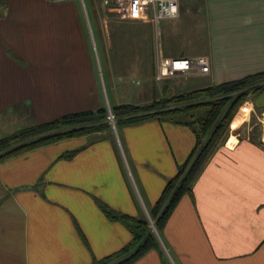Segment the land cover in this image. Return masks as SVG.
Wrapping results in <instances>:
<instances>
[{"label":"crops","instance_id":"1","mask_svg":"<svg viewBox=\"0 0 264 264\" xmlns=\"http://www.w3.org/2000/svg\"><path fill=\"white\" fill-rule=\"evenodd\" d=\"M178 5L202 10L200 53L164 48V55L166 37L176 48L178 16L129 18L118 0H0V115L23 101L30 114L21 119L33 125L102 106L93 21L107 67L116 51V64L130 74L155 75L157 58L180 56L208 58L205 86L264 71V0ZM94 95V104L84 102ZM133 98L148 100L143 90ZM240 125L205 163L192 195L178 201L160 248L131 264H264V146ZM103 133L0 162V264H91L119 251L131 233L99 205L150 212L195 145L190 128L158 119Z\"/></svg>","mask_w":264,"mask_h":264},{"label":"trees","instance_id":"2","mask_svg":"<svg viewBox=\"0 0 264 264\" xmlns=\"http://www.w3.org/2000/svg\"><path fill=\"white\" fill-rule=\"evenodd\" d=\"M263 90L264 71L218 84L212 83L177 95L162 96L147 104L124 103L110 107L116 126L158 119L187 126L194 133L192 152L177 173L167 180L160 198L148 212L159 233L180 198L184 194L192 195V185L203 166L227 140L229 125L238 108L248 95ZM107 116L106 107L100 106L94 111L69 113L17 130L0 138V162L63 139L96 134L99 129L108 127ZM252 132H249V137L264 146L262 141L254 138ZM73 153L63 157H70ZM99 207L108 219L121 222L129 230L131 240L119 251L102 259H93L91 264H131L149 250L160 248L145 215L123 214L102 204Z\"/></svg>","mask_w":264,"mask_h":264},{"label":"rangeland","instance_id":"3","mask_svg":"<svg viewBox=\"0 0 264 264\" xmlns=\"http://www.w3.org/2000/svg\"><path fill=\"white\" fill-rule=\"evenodd\" d=\"M202 14V10L195 7L179 9V15L177 18L178 20L175 21L176 23L174 24V30L177 32V35H174L175 37L173 36V42L176 44V48H174V46L173 48H171L172 44L169 41L170 39L169 37H166L164 40V46H162L164 55H166V52H164L165 49L172 51L180 49L181 51L185 52V55L187 53H200L205 49L204 46L206 36L204 25H201L200 17ZM92 23L95 34V47L98 50L97 54L94 53L99 86V93L97 97L102 106H105L108 111H111L110 107H113L116 103H133L135 101L133 98V94H135L138 90L144 91L148 100L143 104H147L153 99H158L162 96L177 95L183 91H189L192 89L204 87L205 83H207L205 81L206 75L199 74H189L185 76L177 75L173 77L157 79L156 75L152 74V76L150 74L149 76H145V74L142 73L130 74L129 72H124L122 67L116 64L118 54L116 51L112 52V56L111 54H109L108 56V60L112 63L115 62V65L113 67H107V58L105 57V54L102 50L103 42L100 41L101 39L97 32L96 23L94 21ZM114 42L115 40H113V43ZM92 51L94 52L93 49ZM149 95H151V97H148ZM94 97L95 95L93 96V100L92 96H88L87 98L84 97V102L89 104L91 100V103L94 104L95 101H97ZM245 104L249 106L250 111L247 118L243 120L237 131L241 134H247L248 136H251V133L249 132H252V130H254L252 132L254 134V138H256L257 140H260L262 138V140L264 141V90L259 92L258 94L248 95L245 102H243L241 106ZM241 106L238 108L234 117L239 112ZM29 112L30 109L28 105H26V103L23 101L14 104L13 107L8 109L7 111H3L0 115V138L7 137L17 130H22L32 126V122L28 124L21 119L24 114H30ZM122 125L123 124H117L116 126L115 120L113 122H110L108 120V127H104L103 130L99 129L96 134H90L88 137L92 138L93 136L95 137L96 135L104 134L103 132H113L114 134L115 131L116 134L117 132L120 133ZM230 133H232V129L229 125V135ZM145 216L147 217L146 214ZM163 228L161 229L160 233L157 229L153 231V229L151 228L160 246L162 243ZM160 234L162 237L160 236Z\"/></svg>","mask_w":264,"mask_h":264},{"label":"built area","instance_id":"4","mask_svg":"<svg viewBox=\"0 0 264 264\" xmlns=\"http://www.w3.org/2000/svg\"><path fill=\"white\" fill-rule=\"evenodd\" d=\"M122 11L129 18L151 17L154 23L163 19L176 18L179 14L178 0H118ZM210 70L209 60L205 56H180L173 58L159 57L156 61V78L173 77L177 75L199 74L207 75ZM108 120L114 121L111 111ZM150 224H153L146 213Z\"/></svg>","mask_w":264,"mask_h":264},{"label":"bare ground","instance_id":"5","mask_svg":"<svg viewBox=\"0 0 264 264\" xmlns=\"http://www.w3.org/2000/svg\"><path fill=\"white\" fill-rule=\"evenodd\" d=\"M249 106L248 105H243L239 109V112L236 114L232 122L230 123V128L235 129L237 128L245 118H247L249 114ZM234 141V138L231 139L230 143ZM229 143V144H230Z\"/></svg>","mask_w":264,"mask_h":264},{"label":"water","instance_id":"6","mask_svg":"<svg viewBox=\"0 0 264 264\" xmlns=\"http://www.w3.org/2000/svg\"><path fill=\"white\" fill-rule=\"evenodd\" d=\"M150 226L152 227L153 231H155L154 225L153 224H150Z\"/></svg>","mask_w":264,"mask_h":264}]
</instances>
